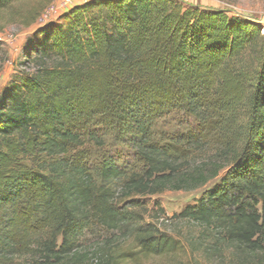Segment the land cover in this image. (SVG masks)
I'll return each instance as SVG.
<instances>
[{
    "label": "trees",
    "instance_id": "16d2710c",
    "mask_svg": "<svg viewBox=\"0 0 264 264\" xmlns=\"http://www.w3.org/2000/svg\"><path fill=\"white\" fill-rule=\"evenodd\" d=\"M55 1L0 0V18L29 27ZM34 35L0 95V264L180 257V242L146 223L145 199L222 173L176 218L214 237L215 255L264 251L258 25L180 0H89ZM171 116L197 129L168 133ZM119 231L132 249L98 243Z\"/></svg>",
    "mask_w": 264,
    "mask_h": 264
},
{
    "label": "rangeland",
    "instance_id": "374dc122",
    "mask_svg": "<svg viewBox=\"0 0 264 264\" xmlns=\"http://www.w3.org/2000/svg\"><path fill=\"white\" fill-rule=\"evenodd\" d=\"M185 4L203 9L223 11L228 17H236L256 24L264 33V0H180ZM67 6L53 4L29 27L8 22L5 12L0 18V95L13 83L18 82L20 73L26 70L24 66L23 51L33 45L36 38L35 30L50 21H55ZM68 10V9H67ZM197 129V124L192 118L171 116L162 129L168 133L184 132L187 129ZM129 161V159L127 160ZM224 176L222 173L217 179L208 183L205 187L190 191H166L160 195L145 199L150 209H154L146 218V223L155 226L167 236L177 239L185 249L180 257L150 259L141 264H188L191 259H196L199 264H264V251L258 253H246L237 248L221 244V252L215 255L214 248L219 242L214 237H208V232L194 223L176 218V216L188 205L194 204L201 195L216 185ZM156 209H160L156 210ZM153 217V218H151ZM98 243H105L118 247L120 251L133 248L132 239L127 231L116 233H102ZM209 239V240H207ZM96 240V239H94ZM88 241H93L89 238ZM196 246V248H194ZM197 246L200 247L197 250ZM210 247L211 252L205 253L204 248ZM15 264H27L25 261H17Z\"/></svg>",
    "mask_w": 264,
    "mask_h": 264
},
{
    "label": "crops",
    "instance_id": "0c3cea01",
    "mask_svg": "<svg viewBox=\"0 0 264 264\" xmlns=\"http://www.w3.org/2000/svg\"><path fill=\"white\" fill-rule=\"evenodd\" d=\"M63 1H68L69 2L68 6L63 10V11H65V10H67V9L73 7V6L81 5V4H83V3H85V2H87L89 0H56L54 2V4L55 5L61 4Z\"/></svg>",
    "mask_w": 264,
    "mask_h": 264
},
{
    "label": "built area",
    "instance_id": "2783aa9c",
    "mask_svg": "<svg viewBox=\"0 0 264 264\" xmlns=\"http://www.w3.org/2000/svg\"><path fill=\"white\" fill-rule=\"evenodd\" d=\"M68 1H63L62 3H61V6H68Z\"/></svg>",
    "mask_w": 264,
    "mask_h": 264
}]
</instances>
